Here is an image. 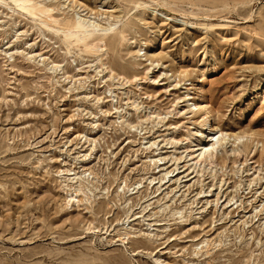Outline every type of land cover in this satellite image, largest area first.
I'll return each instance as SVG.
<instances>
[{
    "label": "rangeland",
    "instance_id": "374dc122",
    "mask_svg": "<svg viewBox=\"0 0 264 264\" xmlns=\"http://www.w3.org/2000/svg\"><path fill=\"white\" fill-rule=\"evenodd\" d=\"M42 1L116 24L0 1V264H264V0Z\"/></svg>",
    "mask_w": 264,
    "mask_h": 264
},
{
    "label": "bare ground",
    "instance_id": "6f19581e",
    "mask_svg": "<svg viewBox=\"0 0 264 264\" xmlns=\"http://www.w3.org/2000/svg\"><path fill=\"white\" fill-rule=\"evenodd\" d=\"M0 1L1 3L4 2L6 4H14L23 13L39 18L40 20L42 19V23L49 30L55 31L57 33L61 32L64 35L65 40L69 44L72 42H75V44H82L86 51L92 53L99 52V50H101L102 45H104L102 43L105 41L103 39L105 38V35L100 34L101 32L99 33V29H102L100 31L113 30V25L116 24V22H114L109 23L106 26L102 25V27H100L101 24L94 22L88 24L85 19L82 18H57L53 13L54 7L52 5L44 3L42 0ZM165 14L166 16L168 15L167 13ZM108 37L110 40L114 38L113 41L118 40L119 43H121L124 38V29L118 32H114L113 36L108 35ZM208 126L209 125L207 124L205 126V129L209 128ZM213 130L214 132H212V134L206 136V140L208 142H206V140H203V142L197 144L198 147L196 148V151L198 152L196 154V158L198 160L210 157V155L213 153V150L215 149V145L219 144L220 142H222V140H225L227 138V133H222L224 130ZM78 191L79 189L74 188V194L71 193L70 198L73 199L77 195Z\"/></svg>",
    "mask_w": 264,
    "mask_h": 264
}]
</instances>
